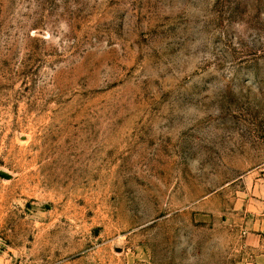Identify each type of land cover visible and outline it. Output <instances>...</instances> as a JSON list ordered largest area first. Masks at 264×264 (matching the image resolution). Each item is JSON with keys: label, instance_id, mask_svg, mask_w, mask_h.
<instances>
[{"label": "rangeland", "instance_id": "1", "mask_svg": "<svg viewBox=\"0 0 264 264\" xmlns=\"http://www.w3.org/2000/svg\"><path fill=\"white\" fill-rule=\"evenodd\" d=\"M264 257V0H0V264Z\"/></svg>", "mask_w": 264, "mask_h": 264}, {"label": "crops", "instance_id": "2", "mask_svg": "<svg viewBox=\"0 0 264 264\" xmlns=\"http://www.w3.org/2000/svg\"><path fill=\"white\" fill-rule=\"evenodd\" d=\"M256 264H264V257L263 256H259L258 257V261Z\"/></svg>", "mask_w": 264, "mask_h": 264}]
</instances>
